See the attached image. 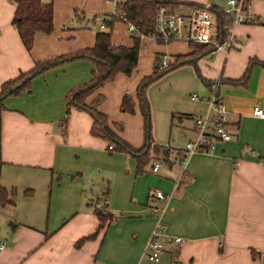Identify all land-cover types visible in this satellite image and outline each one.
<instances>
[{"label":"crops","instance_id":"1","mask_svg":"<svg viewBox=\"0 0 264 264\" xmlns=\"http://www.w3.org/2000/svg\"><path fill=\"white\" fill-rule=\"evenodd\" d=\"M41 1L51 3L52 30L36 32L27 51L11 24L16 3L0 0V85L36 62L90 49L96 31L79 22L85 16L98 15V28L106 26L99 30L107 31L115 44H131L130 37H119L122 43L112 40L113 20L105 14L110 5L104 0ZM170 1L188 3L176 8L185 12L190 4L228 7L227 0ZM246 14L264 18V0H248ZM232 33L226 51L213 50L194 66H178L146 88L153 144L169 149L156 172L150 171L151 163L137 173L131 156L91 136L86 112L70 108L65 124L60 122L67 91L90 78V60L56 64L33 77L28 92L4 98L0 186L15 193L12 207L0 209V218L12 221L0 264H264V119L250 114L252 106L264 110V67L252 65L241 80L248 60L264 62V25L245 21L234 25ZM190 51L184 41L146 42L129 75L117 74L85 101L101 94L97 110L120 138L137 148L143 138L135 98L138 80L151 73L155 55L168 64ZM215 82L231 138L216 141L212 153L192 154L181 163L176 151L194 137L191 118L206 113L200 98L209 95ZM157 86L161 98L152 100ZM124 95L134 102L132 115L119 110ZM181 140V145H170ZM149 188L164 195L158 204L166 238L156 261L142 256L155 222L146 208ZM93 205L114 218L76 246L98 225ZM172 237L180 241L174 243Z\"/></svg>","mask_w":264,"mask_h":264},{"label":"trees","instance_id":"2","mask_svg":"<svg viewBox=\"0 0 264 264\" xmlns=\"http://www.w3.org/2000/svg\"><path fill=\"white\" fill-rule=\"evenodd\" d=\"M16 8L11 19V24L17 31L18 38L25 50H29L34 34L36 32L49 33L52 30V7L50 2L41 0H14ZM180 4H188L179 1L170 0H123L120 9L124 11L125 16L129 20L141 19V31L148 32L153 28V20L158 5H164L168 9L176 10ZM248 0H243L242 9H247ZM192 7V5L190 4ZM197 6V5H196ZM216 18L215 40L220 42L227 37V28L230 27L232 17L224 12L223 9L209 6ZM252 23V22H250ZM129 46L114 44L111 41L109 33L102 31L96 32L94 42L90 49L72 54L60 55L52 60L36 62L31 69L24 73H20L14 79H9L0 85V108H2V100L8 96H16L21 92H28L30 81L33 77L40 74L47 68L56 64L73 59L90 60L93 68L90 72V78L83 84L70 88L65 97L64 113L61 123L65 124L70 108L86 112L91 118L89 133L91 136L106 140L111 146L110 150L123 152L131 156L135 160L136 172L139 173L144 166L148 165L153 159L148 156V152L152 151L157 159L167 160L169 149L153 144L150 134V115L149 105L146 99V88L160 78L164 73L185 64L195 65L196 59L213 51L214 46L209 43L186 42L191 49L187 54L176 55L173 60L163 68H158L160 60L155 55L154 65L150 74L140 78L135 87V98L137 101L138 111L142 118V143L139 147L134 148L126 143L118 134L113 131L106 116L97 110L98 105L102 102L101 94H96L89 102L86 98L95 92L103 84L110 82L117 74L129 75L136 65L139 49L144 46V41L137 38H131ZM260 65L264 67L263 61L255 59L248 60L241 80L247 76L252 65ZM204 84L207 81L201 79ZM237 81V80H235ZM119 110L123 113L132 115L134 113V102L127 95L122 96L119 103ZM113 126L119 129L118 124ZM15 191L0 186V208L12 207V197ZM93 213L97 219V227L94 232L87 237L77 241L76 246L81 241L90 238L96 233L104 223L112 220L114 216L107 212L105 208H99L93 205Z\"/></svg>","mask_w":264,"mask_h":264},{"label":"built area","instance_id":"3","mask_svg":"<svg viewBox=\"0 0 264 264\" xmlns=\"http://www.w3.org/2000/svg\"><path fill=\"white\" fill-rule=\"evenodd\" d=\"M110 5V13L108 19L121 21L125 27L126 34L131 38H137L152 44L166 45L173 41L209 43L214 46L213 50L226 51L233 39L232 28L236 24L248 21L252 23L264 25V18L248 16L247 9H242L243 0H227L228 7L224 12L232 17V22L227 28V37L219 43L215 40L216 18L209 6H193L187 12H179L177 10L168 9L164 5H158L151 31H141V19L129 20L124 11L120 9L123 0H104ZM99 28L104 30L106 26L100 23ZM167 65L163 58L158 64V68ZM216 82L214 83L209 95L200 98L206 105V113L203 115H195L191 118L194 137L187 140L183 147L176 151L179 154L181 163L185 159L196 153L210 154L214 150L216 141H228L231 138L228 130L227 112L222 101L216 95ZM250 114L253 117L264 119V110L258 106H252ZM108 149L111 146L108 145ZM151 157V153L148 152ZM159 168V162H152L150 171L156 172ZM164 195L155 189L149 188L146 196V208L155 222L149 232V235L142 249V256L149 261H156L161 253L166 235L164 226L159 221V216L163 211V206L158 202L163 201ZM174 243L180 241V237H172ZM4 242H0V248Z\"/></svg>","mask_w":264,"mask_h":264},{"label":"rangeland","instance_id":"4","mask_svg":"<svg viewBox=\"0 0 264 264\" xmlns=\"http://www.w3.org/2000/svg\"><path fill=\"white\" fill-rule=\"evenodd\" d=\"M107 8H108V11H106L107 13H105V14L109 15V13H110V9L109 8L110 7L107 5ZM222 9H226V8H222ZM178 11L184 13L185 9L180 8ZM75 14H76L75 12L72 13V15H75ZM77 14L79 15V13H77ZM75 16H77V15H75ZM87 20H89V21H87ZM100 20H101V18L98 15H90V16H85L84 19L81 18L79 22L83 23V24L84 23H90V28L89 29L97 32V31H100L99 28H98V24H99ZM103 32H107V31H103ZM111 35H112V40L117 41V42H121V43L124 42L123 40H121L123 37L125 39H128V37H129L126 34V32H125V27H124L123 23L121 21H118V20H113V23H112V34ZM119 37H121V39H118ZM158 88H160V87L157 86V87L153 88V90H152V92L150 94V97H151L152 100H157V99L161 98V96L158 94V90H157ZM146 98H147V100H149L148 96H146ZM148 104H149V102H148ZM149 114H150V111H149ZM181 144H182V140H181L180 143H172V144L170 143L171 146H178V145H181ZM149 152H151V154H152L151 155L152 159H157L158 158L157 156H155L153 154L152 151H149ZM167 154H169V151H168ZM152 162H159V165H165L164 161L162 159L159 160V161L158 160H155V161L152 160L149 164H151ZM6 209H9V208H6ZM9 222H12L11 219L5 221V220L0 218V242H3V240H5V238H7L6 235H5V231H8Z\"/></svg>","mask_w":264,"mask_h":264}]
</instances>
